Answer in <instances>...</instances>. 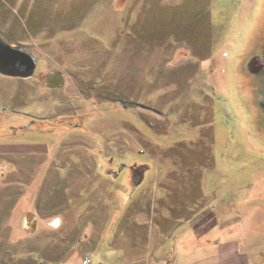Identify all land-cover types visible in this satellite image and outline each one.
I'll return each mask as SVG.
<instances>
[{
  "label": "rangeland",
  "instance_id": "rangeland-1",
  "mask_svg": "<svg viewBox=\"0 0 264 264\" xmlns=\"http://www.w3.org/2000/svg\"><path fill=\"white\" fill-rule=\"evenodd\" d=\"M0 37L38 59L0 73V264H264V0H0Z\"/></svg>",
  "mask_w": 264,
  "mask_h": 264
},
{
  "label": "water",
  "instance_id": "water-1",
  "mask_svg": "<svg viewBox=\"0 0 264 264\" xmlns=\"http://www.w3.org/2000/svg\"><path fill=\"white\" fill-rule=\"evenodd\" d=\"M38 64V59L32 54L24 50L19 46H12L0 37V73L10 76H21L30 77L35 74ZM261 68L260 60L253 59L251 63V70L258 72ZM51 84H56L59 87L63 86L62 75H52L48 78ZM36 219L33 220L32 229L36 230L35 223Z\"/></svg>",
  "mask_w": 264,
  "mask_h": 264
},
{
  "label": "crops",
  "instance_id": "crops-1",
  "mask_svg": "<svg viewBox=\"0 0 264 264\" xmlns=\"http://www.w3.org/2000/svg\"><path fill=\"white\" fill-rule=\"evenodd\" d=\"M57 220H58V219H57ZM58 221H59V220H58ZM200 224H203V223H200ZM203 228H204V227H203ZM203 228H201V229H203ZM193 229H194V228H193ZM194 232H195V234H194V235H195V238L197 239V238H199L201 235H203V233L206 234L207 231H206V230H204V231L202 230V231L200 232L201 234H198V235H197V233H199V231H194ZM196 235H197V236H196ZM232 241H233V240H232ZM230 245H232V246H230ZM223 246H224V245L222 244V247H223ZM230 247H233L232 250L234 251V253H240V246H239V244L236 243L235 241H233V242L230 241V242H228V244L226 243V244H225V247H223V248H226L227 251H230V250H229ZM227 251H226V252H227ZM224 254H225V253H224ZM224 264H226V260H224ZM230 264H231V262H230Z\"/></svg>",
  "mask_w": 264,
  "mask_h": 264
},
{
  "label": "flooded vegetation",
  "instance_id": "flooded-vegetation-1",
  "mask_svg": "<svg viewBox=\"0 0 264 264\" xmlns=\"http://www.w3.org/2000/svg\"><path fill=\"white\" fill-rule=\"evenodd\" d=\"M256 58L260 60L261 68H259L258 72H257V73H260V72L264 71V59H262V58H260L258 56L253 57V59H256Z\"/></svg>",
  "mask_w": 264,
  "mask_h": 264
},
{
  "label": "built area",
  "instance_id": "built-area-1",
  "mask_svg": "<svg viewBox=\"0 0 264 264\" xmlns=\"http://www.w3.org/2000/svg\"><path fill=\"white\" fill-rule=\"evenodd\" d=\"M87 263V262H86Z\"/></svg>",
  "mask_w": 264,
  "mask_h": 264
}]
</instances>
